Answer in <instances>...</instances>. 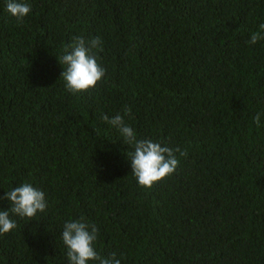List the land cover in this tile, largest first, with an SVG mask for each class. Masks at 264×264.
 Wrapping results in <instances>:
<instances>
[{"label":"trees","instance_id":"16d2710c","mask_svg":"<svg viewBox=\"0 0 264 264\" xmlns=\"http://www.w3.org/2000/svg\"><path fill=\"white\" fill-rule=\"evenodd\" d=\"M6 2L0 210L23 183L48 207L11 216L0 264H69L63 225L81 216L121 264H264V39L249 43L264 0H27L22 23ZM75 37L101 39L106 73L73 95L58 61ZM116 114L138 139L187 150L172 176L138 185L132 149L102 119Z\"/></svg>","mask_w":264,"mask_h":264},{"label":"clouds","instance_id":"9594fccd","mask_svg":"<svg viewBox=\"0 0 264 264\" xmlns=\"http://www.w3.org/2000/svg\"><path fill=\"white\" fill-rule=\"evenodd\" d=\"M6 9L17 22L22 23L31 13L32 6L27 0H7ZM259 27L264 30V24ZM261 39H264V35L259 31L254 32L249 43L255 45ZM98 51H102L99 37L90 41L75 37L73 42L64 48L58 62L64 65L61 78L70 94L88 91L103 80L106 69L98 62ZM124 114L130 116L131 108L125 109ZM102 119L116 128L123 137L124 144L132 149L127 153V158L131 162L132 175L142 188L151 189L155 183L172 176L180 163L177 153L180 157L188 155L186 149L173 148L162 141L138 139L135 130L125 123L120 114L113 117L103 115ZM253 119L256 126L260 127L261 115L258 113ZM4 199L10 203V208L0 210V234L10 233L17 228L16 222L11 219L12 215L30 221L38 213H44L48 207L45 193L30 183H23L6 192ZM98 234L97 226L83 216L65 222L62 241L69 264H121L115 253L104 256L96 250Z\"/></svg>","mask_w":264,"mask_h":264}]
</instances>
